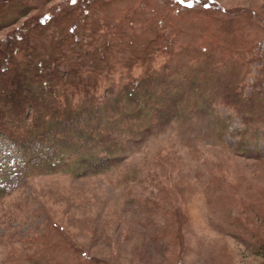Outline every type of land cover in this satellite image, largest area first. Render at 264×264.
<instances>
[{
    "label": "rangeland",
    "instance_id": "1",
    "mask_svg": "<svg viewBox=\"0 0 264 264\" xmlns=\"http://www.w3.org/2000/svg\"><path fill=\"white\" fill-rule=\"evenodd\" d=\"M105 2L103 34L123 25L127 34L153 37L158 31L151 26L164 27L178 43L205 46L185 65L202 51L246 47L245 94L264 86L257 81L264 68V0ZM224 63L218 62L219 71L233 72L235 63ZM125 67L118 64L109 80L99 77L98 98ZM201 91L193 96L195 108L184 107L171 121H113L121 129L110 134L125 137L118 144L100 137L104 120L91 127L98 140L86 143V135L78 146L57 147L64 154L54 167L29 159L23 165L2 143L0 264H83L87 256L99 264H264V124L245 125L220 94Z\"/></svg>",
    "mask_w": 264,
    "mask_h": 264
},
{
    "label": "trees",
    "instance_id": "2",
    "mask_svg": "<svg viewBox=\"0 0 264 264\" xmlns=\"http://www.w3.org/2000/svg\"><path fill=\"white\" fill-rule=\"evenodd\" d=\"M52 1L0 0V31L9 29L0 39V145L8 144L23 165L29 159L54 167L63 153L57 147L78 146L77 141L86 135V143H90L96 135L92 128L99 129L104 120L99 135L114 144L125 137L121 132L110 134L111 129H121L113 121H127L130 126L132 120L140 121L143 116L171 121L184 107L195 108L193 96L201 94L202 86L206 95L220 94L224 106L237 112L245 125L264 124V86L248 95L243 86L248 75L242 72L246 47L224 45L223 49L202 51L185 65L183 61L198 46L178 43L171 30L151 26L158 34L145 37L143 32L128 30L127 34L124 29L128 27L115 25L103 34L100 30L106 25L100 14L108 4L105 0H70L67 5L45 8ZM121 53L127 57H118ZM254 59L248 58V62ZM219 61L225 62L224 66L235 63L233 72L226 76L219 71ZM120 63L126 66L121 80L98 98L99 77L111 79L112 70ZM135 68L142 69L137 76L132 72ZM260 73L259 83L264 81V68ZM157 87L161 91L156 94ZM76 95L86 101L82 98L73 104ZM204 103L212 106L205 99ZM4 191L0 182V196ZM55 250L52 248L51 260ZM74 250L87 256L78 248ZM80 262L99 264L89 256Z\"/></svg>",
    "mask_w": 264,
    "mask_h": 264
}]
</instances>
